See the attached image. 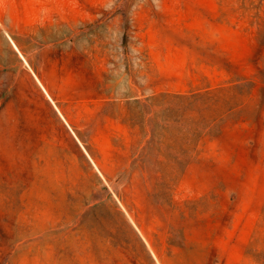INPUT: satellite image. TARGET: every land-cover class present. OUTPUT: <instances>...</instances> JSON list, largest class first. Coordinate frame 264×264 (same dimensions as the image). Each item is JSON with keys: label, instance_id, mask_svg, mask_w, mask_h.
I'll return each instance as SVG.
<instances>
[{"label": "rangeland", "instance_id": "374dc122", "mask_svg": "<svg viewBox=\"0 0 264 264\" xmlns=\"http://www.w3.org/2000/svg\"><path fill=\"white\" fill-rule=\"evenodd\" d=\"M18 52L90 156H25ZM0 264H264V0H0Z\"/></svg>", "mask_w": 264, "mask_h": 264}, {"label": "crops", "instance_id": "0c3cea01", "mask_svg": "<svg viewBox=\"0 0 264 264\" xmlns=\"http://www.w3.org/2000/svg\"><path fill=\"white\" fill-rule=\"evenodd\" d=\"M21 57L27 63L23 54ZM27 66L38 85L36 87L41 93V99L25 105V156H88L84 144L88 129L92 131L93 127L87 121H93L95 115L99 114L98 110L109 105V102L92 98L54 97L51 88L29 64Z\"/></svg>", "mask_w": 264, "mask_h": 264}, {"label": "bare ground", "instance_id": "6f19581e", "mask_svg": "<svg viewBox=\"0 0 264 264\" xmlns=\"http://www.w3.org/2000/svg\"><path fill=\"white\" fill-rule=\"evenodd\" d=\"M9 37V36H8ZM12 44L14 45L15 48H17L16 44L14 43V41L11 39ZM18 49V48H17ZM21 54V53H20ZM27 62V61H26ZM41 82V81H40ZM46 91V90H45ZM49 94V93H48Z\"/></svg>", "mask_w": 264, "mask_h": 264}]
</instances>
